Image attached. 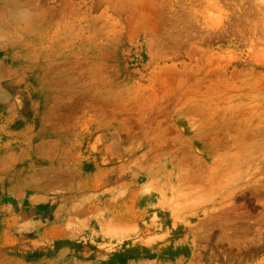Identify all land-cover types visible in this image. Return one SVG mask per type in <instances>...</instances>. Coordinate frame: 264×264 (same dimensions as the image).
Returning a JSON list of instances; mask_svg holds the SVG:
<instances>
[{
    "label": "rangeland",
    "instance_id": "obj_1",
    "mask_svg": "<svg viewBox=\"0 0 264 264\" xmlns=\"http://www.w3.org/2000/svg\"><path fill=\"white\" fill-rule=\"evenodd\" d=\"M0 264H264V0H0Z\"/></svg>",
    "mask_w": 264,
    "mask_h": 264
}]
</instances>
